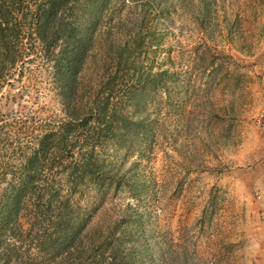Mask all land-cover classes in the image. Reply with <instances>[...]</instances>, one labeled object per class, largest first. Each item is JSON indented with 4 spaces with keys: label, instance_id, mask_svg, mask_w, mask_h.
I'll return each mask as SVG.
<instances>
[{
    "label": "rangeland",
    "instance_id": "1",
    "mask_svg": "<svg viewBox=\"0 0 264 264\" xmlns=\"http://www.w3.org/2000/svg\"><path fill=\"white\" fill-rule=\"evenodd\" d=\"M0 17V264H264V0Z\"/></svg>",
    "mask_w": 264,
    "mask_h": 264
},
{
    "label": "trees",
    "instance_id": "2",
    "mask_svg": "<svg viewBox=\"0 0 264 264\" xmlns=\"http://www.w3.org/2000/svg\"><path fill=\"white\" fill-rule=\"evenodd\" d=\"M44 17H46V18H47V15L45 14V15H44ZM0 18H1V19H0V21H2V17H0ZM46 22H47V20H46Z\"/></svg>",
    "mask_w": 264,
    "mask_h": 264
}]
</instances>
